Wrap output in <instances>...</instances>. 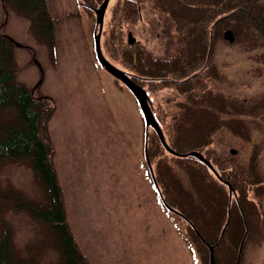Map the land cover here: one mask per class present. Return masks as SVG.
<instances>
[{
  "label": "rangeland",
  "instance_id": "1",
  "mask_svg": "<svg viewBox=\"0 0 264 264\" xmlns=\"http://www.w3.org/2000/svg\"><path fill=\"white\" fill-rule=\"evenodd\" d=\"M102 1L47 0L56 19L51 50L34 35L27 16L0 0V31L12 41L17 78L35 95L50 98L54 109L46 127L72 233L91 264H210V246L216 248L217 243L209 244L207 252L196 236H201L197 228H189L179 214L163 206L144 156L145 125L138 102L96 59L93 8ZM145 1L143 18L131 23L122 37L129 41L128 33H133L131 46L149 53L145 51L139 57L145 58L141 62L147 68L151 56L159 64L157 59L177 51L179 44L168 13L161 9L165 0ZM253 1L264 8V0ZM120 2L109 3L101 45L112 63L129 71L124 60L127 54L122 52L129 47L118 41L121 23L110 28L112 13ZM89 3L92 8L87 7ZM201 18L197 17L198 23H202ZM188 22L187 26L195 25L192 20ZM228 29L234 34L233 41L225 37ZM202 41L200 37L191 42L192 53L195 47L201 48ZM210 54L211 71L216 76L208 77L204 84L214 99L224 101L227 113L221 116L228 124L215 132L211 145L240 160H249L257 152L260 171L264 172V33L251 17L243 13L232 16L212 42ZM159 86L151 92L152 109L162 116L163 106L177 104L185 95L173 87ZM8 115L6 110L0 111V121ZM231 148L237 152L231 153ZM174 155L162 151L160 166L149 155L165 200L169 196L165 191L173 194L166 200L169 205L178 202L200 222H206L203 233L210 232L208 228L216 227L221 220L226 228L234 211L232 231L217 250L214 248V264H264V187L245 185L244 195L238 188L240 207L231 205L227 191L223 214L216 200L205 196L209 186H203L196 199L185 197L188 182L200 185V172L179 163ZM10 161L1 163L0 188L21 191L37 202L46 201L45 187L31 166ZM241 210L250 213L249 221L251 214L255 219L249 222L243 213L244 223ZM0 220L12 225V242L19 257H32L34 264H65L49 230L26 208H7L0 212ZM238 228L244 229L241 239Z\"/></svg>",
  "mask_w": 264,
  "mask_h": 264
},
{
  "label": "trees",
  "instance_id": "2",
  "mask_svg": "<svg viewBox=\"0 0 264 264\" xmlns=\"http://www.w3.org/2000/svg\"><path fill=\"white\" fill-rule=\"evenodd\" d=\"M2 1L27 16L30 29L34 35L53 50L56 19L48 9L47 0ZM133 2V0H121V5L113 11L110 21L111 30L112 27L121 23V41L120 39L118 41L123 46L130 48H123L122 51L127 54V58L124 60L128 63L125 65L135 72H141L152 77L161 75L159 73L162 70L166 71V75L179 77L193 72V80L187 82L191 83L189 90L183 91V93L190 91L185 96L186 100L179 102V104L167 103L166 106H163L165 108L164 114L162 116L158 114L157 119L173 149L182 154H186L191 150L203 152L205 150L206 157L211 159L220 174L221 178L216 176L198 158L188 155H174V158L179 157V163L181 162L187 165L189 169L193 168L194 171L200 172V185L196 184L194 186V184L188 182L186 184L188 195L185 197L196 199L195 197L202 193L201 188L204 190L203 186H209L208 189H205V192L209 194L207 193L205 196H209L211 200H216V204L221 207L224 214L227 204V191L229 190L223 179L231 182L234 189L238 190L240 188L241 194L244 195L245 185L264 187V172L260 171L261 167L258 165L255 155L249 160H240L234 155L226 154L212 147L211 143L215 132L222 126L228 125L224 123L225 119H222L227 110H224L223 100L217 101L213 98L215 95L211 93V90L208 91L204 80L207 81L208 77L216 76L211 71L213 69L211 65L212 55L210 54L212 42L227 26L229 19L243 13V15L251 17L264 33V8L253 0L163 1L161 9L163 7L170 17L169 22L175 31V39L179 47L177 51L173 50L164 59H157L158 62H162L159 64L154 62L151 56L145 65L148 67L145 68L141 62L142 57H139L145 54L146 50L143 51L141 47L136 45L134 48L127 45L122 37L129 25L136 22L142 14L136 2ZM198 16L202 17V23H198ZM187 20H192L195 25L187 26L189 24ZM200 37L203 39L202 46L200 49L195 47L192 53L191 42L193 43V40L194 42L197 41ZM146 53L148 52L146 51ZM155 66L156 69H153ZM135 80L137 81L136 78ZM49 99L46 96L35 95L30 86L17 78L12 41L0 31V111L6 110L9 113L4 120L0 121V166L5 160L26 162L33 169L36 177L41 180L48 197L46 201L37 202L21 191L0 188V212L5 211L7 208L13 210L26 208L41 220L46 229L49 230V237L56 244L61 260L65 264H91L88 256L79 247L66 217L63 191L53 160L54 148L46 127V121L51 117L54 110L50 106ZM175 108L179 110L178 113H182L179 117H177L178 113H176ZM229 110L232 113L231 109ZM174 113H176V116ZM184 116L186 118L183 119ZM162 151L167 150L153 131L148 138V153L152 160L155 158L159 166L160 164L163 165L161 157H159ZM156 180L159 183L160 177ZM165 192L170 197L173 195L167 191ZM169 196L166 197V200H169ZM210 201L206 200L208 203ZM178 205V202H175L172 207L180 209L185 217L194 223L202 237L196 236L207 252L209 244L217 243L215 248L217 250L221 242L227 240L228 234L232 231L234 211L231 212V220L226 228H224V223L221 220L218 221L216 227L211 226L208 228L211 233L205 232V234L203 231L208 224L202 222V220L200 222L199 218L191 211ZM243 213L249 221L250 213L247 211H243ZM240 216L241 214H239ZM252 217L253 219H251ZM251 218L250 221L255 219L254 214H251ZM238 219L241 220V218ZM12 228V225L6 220H0V264H34L32 257L22 255L23 258H21L17 254L12 242ZM240 231L238 230L239 235L237 236L241 239L243 230L241 233Z\"/></svg>",
  "mask_w": 264,
  "mask_h": 264
},
{
  "label": "water",
  "instance_id": "3",
  "mask_svg": "<svg viewBox=\"0 0 264 264\" xmlns=\"http://www.w3.org/2000/svg\"><path fill=\"white\" fill-rule=\"evenodd\" d=\"M110 0H103L98 7L94 8V12L96 15L95 18V28L93 32V40H94V50H95V56L98 61V63L106 69L109 73H111L114 77L119 79L123 84L127 86V88L133 93L135 96L139 107L142 111L144 122H145V141H144V154L147 161V164L149 166L150 172L152 176L154 177V171L152 168V164L149 158L148 154V132L149 127L151 126L157 136L159 137L162 145L171 153L178 154V155H188L193 156L195 158H198L202 162H204L216 175H218V171L213 166L212 162L199 150H191L187 152L186 154H180L176 150H174L167 142L164 132L162 130V127L156 120L154 113L152 111L151 105H150V97L145 90L144 87L134 82L130 75L120 67L116 66L114 63H112L104 54L102 50L101 45V36L103 31V25H104V19H105V13L108 7ZM225 37L228 38L230 41L234 40V34L231 29H228L225 31ZM129 42L134 41V36L132 32H129L128 34ZM237 150L235 148L231 149V152L235 153ZM155 178V177H154ZM226 184L229 186L230 194H232V186L229 183V181H226ZM214 245L210 246L211 256H210V264H214Z\"/></svg>",
  "mask_w": 264,
  "mask_h": 264
},
{
  "label": "flooded vegetation",
  "instance_id": "4",
  "mask_svg": "<svg viewBox=\"0 0 264 264\" xmlns=\"http://www.w3.org/2000/svg\"><path fill=\"white\" fill-rule=\"evenodd\" d=\"M133 1L136 2L137 7L140 8L141 11H142V14L140 15V18H139L141 20L143 18V10L145 8L146 1L145 0H133ZM87 5H88L87 7H89V8L91 7L92 8V5L90 3L87 4ZM171 42H173V40ZM126 43H128L129 45H132V42L126 41ZM142 44L145 45V43H142ZM165 46L168 49L167 43L165 44ZM141 49L143 50L142 47H141ZM142 59L145 61L144 57H142ZM159 59H164V58L160 57ZM158 63H162V62L160 61ZM128 70L129 71H127V73L130 74V77H132V79L134 81H135V78H136L137 81L139 82L138 84L143 86L147 90V92L149 94V97H150V104H151L152 108H153V106H155L154 105V101H153V96L151 95V92L153 91V87L154 86L156 87V86L160 85V86H165V87H173V88L178 90V93L184 94L186 96L187 94L190 93V91H186L184 93L182 91L189 90L191 83H187V82L192 81L193 80V75H194L193 72H191L189 75H186V76H183V77L182 76L179 77V76H176V75H166V71L162 70V72L159 73L161 75H158L156 77H152V76L144 75V73H141V72H135L132 69H128ZM185 100L186 99H181V102H184ZM176 103L179 104V102H176ZM153 112H154L155 116L157 117V114L155 113L154 110H153ZM254 155H255V158L257 160L258 165L262 168L261 162H258V159H257L258 158V153L254 152ZM223 181H226V180L223 179ZM159 198H160V200H161V202H162V204H163V206L165 208H167L169 211H171L173 213L179 214L188 223L189 228L196 230V226L194 225V223L190 219L185 217L184 214H182V213H180L178 211H172L165 205V201L166 200H165L164 196L162 198L160 196V194H159ZM229 201L231 202V205L232 204H236L238 207H240V197H239V192H238L237 189H234L233 194L231 195V200H230V195H229ZM241 213H242L243 222L247 224L246 217L243 215L242 210H241ZM248 229H249V227L245 228L246 232L248 231ZM238 230H241V231L243 230V232H244V229H242V228H238Z\"/></svg>",
  "mask_w": 264,
  "mask_h": 264
},
{
  "label": "bare ground",
  "instance_id": "5",
  "mask_svg": "<svg viewBox=\"0 0 264 264\" xmlns=\"http://www.w3.org/2000/svg\"><path fill=\"white\" fill-rule=\"evenodd\" d=\"M209 238V237H208ZM221 238V237H220ZM211 239V238H210ZM224 241V240H223ZM222 243V242H221ZM220 244V243H219ZM220 246V245H219Z\"/></svg>",
  "mask_w": 264,
  "mask_h": 264
}]
</instances>
